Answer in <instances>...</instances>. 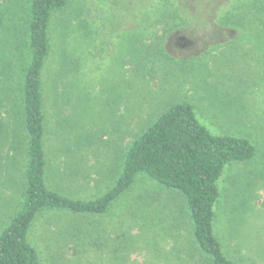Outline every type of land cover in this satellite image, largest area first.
I'll use <instances>...</instances> for the list:
<instances>
[{"label": "rangeland", "instance_id": "obj_1", "mask_svg": "<svg viewBox=\"0 0 264 264\" xmlns=\"http://www.w3.org/2000/svg\"><path fill=\"white\" fill-rule=\"evenodd\" d=\"M68 2L53 17L46 58L47 187L75 199L102 196L129 145L173 104L190 101L212 133L256 147L218 180L214 228L237 264H264V30L238 38L218 19L163 35L154 32L150 0ZM13 55L10 39L0 41V233L25 190ZM28 241L43 264H208L186 197L144 173L105 213L41 211Z\"/></svg>", "mask_w": 264, "mask_h": 264}, {"label": "trees", "instance_id": "obj_2", "mask_svg": "<svg viewBox=\"0 0 264 264\" xmlns=\"http://www.w3.org/2000/svg\"><path fill=\"white\" fill-rule=\"evenodd\" d=\"M68 3L0 0V41L10 39L18 62L13 72L20 80L22 99L23 117L18 127L23 128L26 138L22 207L0 233V264H43L28 241L30 226L41 211L105 213L140 173L186 197L195 242L208 264H237L224 250L214 228L215 205L220 197L218 180L232 162L252 159L256 147L248 138L212 133L190 101L173 104L129 145L121 175L102 196L75 199L47 187L46 132L50 128L45 104L46 58L52 53L53 17ZM150 7L157 15L154 32L163 35L175 28L203 30L210 20L218 19L221 27L236 30L238 38L248 37L246 32L260 34L264 30L263 0H150Z\"/></svg>", "mask_w": 264, "mask_h": 264}]
</instances>
